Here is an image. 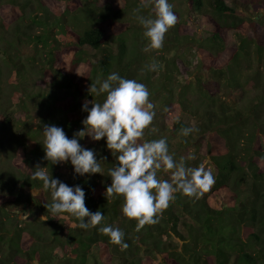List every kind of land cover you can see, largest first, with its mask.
<instances>
[{"label":"trees","instance_id":"16d2710c","mask_svg":"<svg viewBox=\"0 0 264 264\" xmlns=\"http://www.w3.org/2000/svg\"><path fill=\"white\" fill-rule=\"evenodd\" d=\"M119 1L117 4L110 0L103 3L100 0H0V70L9 66V77L16 87L15 93L8 97H4L0 88V147L10 161V164L0 163V264H96L92 256L98 258L97 264H113L114 260L119 264H264V143H260L264 142V121H260V111L254 112L251 119L249 114L242 116L237 110L232 115L228 100L209 94L211 108L206 109V121L199 127L206 136L197 135L198 128L183 121L167 119L170 136L181 139L175 147L166 137L152 136L166 139L169 153L174 154L176 161L182 157L175 155L177 149H184L183 157L195 156L194 160H186L188 166L197 167L202 162L212 166L215 183L198 199L177 193L159 222L140 231H136L135 220L122 214L123 198L105 196L111 184L108 169L116 164L106 147V138L79 139L82 147L93 150L100 160L103 170L100 180H96L98 173L76 174L70 161L51 164L44 158V125L63 128L69 139L84 127L82 121L87 113L80 105L82 87L61 103L63 99L57 97L58 101H54V93L44 88L25 92L27 83L35 69H42L44 75L47 70L54 77L64 74L76 82L75 70L83 68L81 79L88 80L84 95L95 103L105 99V94L97 96L87 91L97 76L106 79L116 72L123 78L134 79L135 75L130 73L132 59L127 57L125 43L131 26L121 14L132 5L140 8L145 17L152 18L153 5L150 11L141 5L145 3L143 0ZM184 1L197 15L194 17H200L195 26L204 27V43L210 49H224L227 53L225 68H216L222 76L227 78L230 70L234 72L233 66L249 65L252 45L258 49L257 54L261 50L260 38L255 41L243 35L247 23L245 10H240L243 0H231V4L227 0ZM258 7L264 11V0H260ZM181 23L192 25L188 17ZM178 27L176 24L166 33L164 43H180L172 35ZM109 34L113 37L110 44ZM29 44L37 52L27 53L25 47ZM155 62L160 69V60ZM57 82L53 79L52 84ZM238 84L233 87L229 82L228 87L242 89ZM15 94L19 96L15 98ZM30 97H35L36 105L43 109L34 126L27 123L30 119L24 107L25 98ZM9 106L18 107L23 114H16ZM73 108L81 110V117L69 121L64 114L69 110L75 112ZM184 127L196 131L183 136ZM151 133L150 129L146 130L144 139L153 140ZM255 139L257 144L253 143ZM63 164L70 168V174L57 169ZM37 165L47 167L52 178L68 186H80L85 192L86 207L93 213L100 210L104 214L101 224L82 229L79 221L68 213L54 217L46 208L52 202L50 190H44L41 181L31 179ZM158 175L162 179L170 178V173L163 171ZM33 189H38L39 194L32 196ZM15 203L28 214L27 218L9 211V206ZM41 216L48 219L44 221ZM34 226L42 228L44 235ZM104 226L119 227L125 233L128 247L122 249L111 243L98 230Z\"/></svg>","mask_w":264,"mask_h":264},{"label":"clouds","instance_id":"9594fccd","mask_svg":"<svg viewBox=\"0 0 264 264\" xmlns=\"http://www.w3.org/2000/svg\"><path fill=\"white\" fill-rule=\"evenodd\" d=\"M149 5H153L154 18L140 15V8L133 9L135 19L144 28L143 35L149 41L145 52L161 49L166 33L178 22L168 0H146L143 7ZM145 67L148 71H156L158 64L153 61ZM88 92L97 96L105 94V99L95 103L84 101L82 111L87 112L82 121L84 127L75 132L73 138L69 139L61 127L43 126L44 158L51 164L70 161L74 172L81 176L103 175L95 152L82 147L79 139L85 136L93 141L106 138V147L115 157L116 164L108 169L111 184L107 186L105 196L107 199L123 198L122 214L137 222L136 231L158 223L177 193L198 199L214 185V175L206 163L190 167L186 160H194L195 156H182L176 161L174 154L169 153L165 138L144 139L145 131L156 115L145 84L112 72L106 79L97 77ZM193 131H196L193 127H184L181 134L188 136ZM161 171L170 173V178H160L158 173ZM31 179L41 181L43 189L50 190L52 202L46 208L54 217L68 213L79 221L78 226L82 229L94 228L104 220L100 210L93 213L86 207L85 192L80 186L71 187L52 178L47 167L37 165ZM31 194L38 195L39 190L33 189ZM40 219L45 221L48 217L41 216ZM98 230L108 236L111 243L122 249L128 247L124 242L125 233L119 227L104 226Z\"/></svg>","mask_w":264,"mask_h":264},{"label":"rangeland","instance_id":"374dc122","mask_svg":"<svg viewBox=\"0 0 264 264\" xmlns=\"http://www.w3.org/2000/svg\"><path fill=\"white\" fill-rule=\"evenodd\" d=\"M104 1L106 0H100V3ZM143 1L146 3V0ZM111 2L120 3L119 0H110V3ZM168 2L173 5V11L177 15V24L179 25L177 33H173L172 35L177 36L180 39V43L165 42L163 47L159 50L144 51L149 41L147 38H145V40L144 38H142V40L139 38L143 35L144 28L133 15V9L136 8H133L131 5L128 10L121 14V18L129 22L131 26L129 29L130 31L126 34L127 38H125V43L128 48L127 57L132 59L130 62L131 72H129L135 75V80L147 86L150 91V100L155 105L154 110L156 115L153 120L155 124L151 125L149 128L150 130L151 128L155 129V131L151 133L152 139L154 140L161 135L162 137H166L170 143H173L172 146L174 147L175 143L181 140L180 137L170 136V131L166 128V125L169 127L167 119H172L174 122L183 121L196 129L198 128L197 135L206 136L207 134L204 133L203 130H200L199 127L203 121H206V109L211 108L208 104L209 94L217 95L228 100L230 102L229 105L232 115H236L235 111L237 110L243 114L242 116L249 114V119H251L254 118V112L260 111L262 112L260 121H264V11L258 7L260 0H243L244 4H240V10H245L246 12L245 20L247 23L244 24L243 35L255 41H259L260 38L263 43L260 46L261 50L257 54L256 51L258 49H255L256 46L252 45L249 51V65L246 66L242 63L241 67L233 66L234 72H232V70L228 72V79L226 75L222 76L219 70H216V68L221 66H223V69L225 68V61L228 55L224 49H210L208 45L204 43L206 37L204 34V27L195 26V22L198 23L200 17H194L197 15L188 8L184 0H168ZM227 2L230 4L232 3L231 0H227ZM143 4L144 3L141 5ZM146 9L151 11V5ZM139 14L143 15L142 12ZM151 17L154 18V16ZM187 17L191 19V27L181 23L185 22ZM112 40L113 37L109 34L108 43L110 44ZM138 40H141V42L137 44ZM31 47L32 44L26 45L25 51L29 54L37 52ZM204 50H206V52H204ZM95 59H97V57H95ZM158 60H160L158 63L161 68H157L156 71H148L145 66ZM35 70L36 71L32 73V79L27 83L28 85L26 84L25 92L34 93L38 89L44 88L54 93L56 97L54 101L57 102L63 99L61 102L63 103L66 100V96L81 86L83 97L80 98V105L83 106L84 101L88 100L86 98L87 95H84L86 91L83 90L87 87L88 80L83 78L82 81L80 76V71H84L83 68L75 70L76 75L74 77L76 82L74 79L64 74L54 77V74L47 70H44L46 72L45 75L42 73V69ZM9 76V66H2L0 70V88L4 97L13 95L16 89ZM97 77L104 79L101 76ZM53 79L58 81L57 84H52ZM237 81L240 83L242 89H231L228 87L229 82L233 87L239 86ZM18 96V94H15V98ZM57 97H59L58 100ZM25 100V111L29 116L28 119H30L27 120V123L34 126L39 122L38 119H40L43 109L36 105L35 97H30L29 99L25 98ZM9 108L16 114H23L21 109H18L16 106H9ZM73 109L76 111L72 112L69 110L64 114L65 118L69 121L76 119L77 116L81 117V110L76 108ZM84 113L87 112L84 111ZM152 134L156 137L152 136ZM253 143L257 144V139H255ZM260 143L263 144L264 142L260 141ZM6 153L7 152L0 147V163H4L3 165L6 163L10 164V161L6 157ZM175 155L186 156L184 149H177ZM206 167L210 169L214 175V168L208 165H206ZM57 169L65 175L71 173L70 168H65L64 164ZM61 175L64 176L63 174ZM102 176L103 175L98 173L96 180H100ZM26 189L22 190L25 192ZM211 189L212 187L210 190ZM21 208L20 205L15 203L9 206V211L18 212L19 217L25 218L28 214L21 211ZM34 227L44 235L42 228L38 226ZM138 238L140 239V237ZM173 243L178 244L177 240H173ZM92 257L94 259L96 258L95 261L97 264L99 262L98 258ZM157 260L159 261V259ZM119 263L120 262L116 260L113 261V264Z\"/></svg>","mask_w":264,"mask_h":264}]
</instances>
